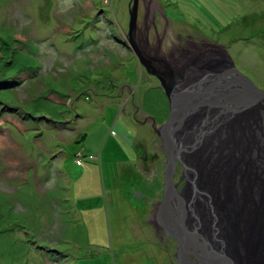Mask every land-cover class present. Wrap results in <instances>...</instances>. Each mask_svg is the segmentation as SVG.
<instances>
[{
  "label": "rangeland",
  "instance_id": "1",
  "mask_svg": "<svg viewBox=\"0 0 264 264\" xmlns=\"http://www.w3.org/2000/svg\"><path fill=\"white\" fill-rule=\"evenodd\" d=\"M137 4L140 46L146 36L148 45L160 46L169 60L185 57L186 64L178 63L180 72L193 62L189 59L195 56L189 54H209L208 60L211 52L219 58L223 45L236 70L264 92V0ZM130 7L132 0H0V40L28 42L39 68L38 79L25 82L26 76H20L19 89L0 88V264H175L176 243L165 247L147 208L162 193L165 157L162 141L151 123L143 121L150 117L157 125L165 122L168 102L158 80L118 43L126 40ZM151 22L157 26L155 35L147 31L142 36L144 24ZM4 48L0 42V61ZM93 89L98 93L87 99ZM133 92L143 113L137 116L140 123L132 120ZM258 105L259 110L252 108L254 114L245 109L223 126L232 124L235 133L228 142H249L254 155L250 166L260 165V154L264 160V102ZM217 141L213 138L208 150ZM222 144L218 141V148ZM229 151L231 162L235 156ZM220 152L215 151L216 162ZM153 154L162 164L156 172L148 170L151 166L142 171L140 158ZM177 166L175 183L183 174ZM133 192L145 199L146 211H140L142 202ZM249 196L241 201V211L234 203L224 208L227 220L237 211L236 220L243 217L248 225L234 221L238 230L231 231L229 254L239 264V242L252 248L249 221L264 228V204L254 205L256 222L245 210ZM63 201L73 209L66 218L61 215ZM261 243L249 253L254 264H264Z\"/></svg>",
  "mask_w": 264,
  "mask_h": 264
},
{
  "label": "water",
  "instance_id": "2",
  "mask_svg": "<svg viewBox=\"0 0 264 264\" xmlns=\"http://www.w3.org/2000/svg\"><path fill=\"white\" fill-rule=\"evenodd\" d=\"M137 3L138 0H132V7L128 10L126 40L118 43L129 48L145 73L158 80L169 109L166 121L160 125L149 117L155 135L162 141L161 148L165 157L162 197L152 212L153 226L176 242L173 254L175 264H234L225 256V244L228 241L232 244L234 237L229 226L226 228V216H219L221 210L226 209L227 202L213 199L212 206L204 202L207 193L201 191L196 173L191 170V162L188 160L205 141L202 138L204 134L194 128L185 129L186 120L196 107L212 108L218 114L209 117L204 124L207 131H212L213 123L217 124L214 121H219L223 115L239 111L244 105L256 101L263 103L264 92L236 70L223 45H219L222 53L219 58L211 52L208 60L209 54H189L188 56L195 57L193 60L190 57L189 60L193 62L182 72L177 70L180 67L178 63L186 64L188 61L185 57L181 58L179 55L169 60L161 52L160 46L153 49L148 45L146 36L140 46L136 36ZM201 71L212 76L210 79L202 77L194 82L192 79ZM192 133V138L188 139ZM199 158L200 154L197 152L193 159ZM177 164L181 165L183 173L180 190L179 184L173 182ZM212 173L213 170H210L207 178L210 184L214 177ZM207 214L210 215L209 219Z\"/></svg>",
  "mask_w": 264,
  "mask_h": 264
},
{
  "label": "bare ground",
  "instance_id": "3",
  "mask_svg": "<svg viewBox=\"0 0 264 264\" xmlns=\"http://www.w3.org/2000/svg\"><path fill=\"white\" fill-rule=\"evenodd\" d=\"M137 40L139 41L138 37H137ZM184 70H182V71H184ZM182 71H180V72H182ZM196 74H198V72H196ZM210 76H212V75L211 74L209 75L206 71H204V72L201 71V72H199L198 75L194 76V78L192 80L194 82H198L197 80H199L200 78L203 77L205 79H210ZM261 103H262L261 101H256L250 105H244L243 109H241L239 111L233 112L231 114L228 113V114L223 115L219 121H214L217 124L213 123L212 131H207L204 124L206 123V121L208 120L209 117L212 118V117L216 116L218 114V112L216 113L215 111L212 110V108L208 109V108L203 107V106L196 107L191 112L189 118H187L186 126H185V129L191 130V128H194V130H196L197 132L204 134L202 136V138H204L205 141H203L202 145L197 149L198 151H196V152L194 151V153H193L194 155H196V153L199 152L200 157H201L200 160L198 162L196 161L197 159L192 158V160H190L191 156L188 159L191 162V164H190L191 170H194V172L196 173V177H197L196 179H197V182L199 184V187L201 188V191H203L204 193H207L206 199L204 202H206V203L208 202L209 203L208 205L211 204V206H212L213 199H216L217 201H225L228 204L234 203L236 206H239V208L237 209V211H238L241 209L240 205H242L241 201L243 200V198L247 199V197L250 195L248 200L250 199L251 203L248 200L245 201L244 205H247L245 210H247L248 215L250 217L256 218L255 219L256 222H257V218H258V215L256 213L257 212L256 208L259 205H261L263 207V204H264V166L261 165V164H264L263 163L264 160H262L263 155H261L258 152L260 154V159L258 158L259 159L258 161L261 160L260 165H259V163H255V164H253V166H250V165H252L251 164L252 159H250L251 158L250 156H252L253 153L250 154V149L248 148L249 142H248V144L246 142L247 137H245V142H246L245 145L246 146L242 145L244 142H237L236 140H234L233 143H230V142H228V140L234 139V135H235V133L233 132L232 124H230L231 126L228 125L229 129H226L228 127L223 129V126L226 125V123H228L233 118V116L236 115L237 113L241 112L242 114H244V112H246V110H247L248 111L247 113L252 114L250 112V111H252L254 114L255 109L253 110L252 108H254V106H255V107H257L256 110H259L260 106L258 104H261ZM242 111H244V112H242ZM247 121H249V120H247ZM222 129H223V131H221ZM205 130L207 132H205ZM227 130H228V132L225 134V132ZM220 134L222 137H219ZM192 136H193V133L190 136H188L187 138L191 139ZM213 138H214V140L224 142V145L223 144L221 145L222 148L221 147L218 148L219 145H218V141H217V144L216 143L213 144L212 147L210 148L212 151L208 150ZM249 138L251 140V137H249ZM231 144L235 145V148H237L239 150V153L237 155L233 151L234 147ZM216 149L221 151L219 153L220 156L218 157L219 159H217L218 160L217 162L215 160ZM229 150H232V152H234V153H231V154L233 156H235V158L234 157L231 158L232 159L231 162L229 160H227L229 157H231V156H228V152H230ZM255 153H257V152H255ZM222 159H226L229 163L228 162L223 163ZM240 160H241V162H239ZM197 164H198V166H197ZM198 168L201 169V172L203 173L202 175L199 174ZM236 168L242 170L241 175L238 176L235 174L237 171ZM254 168L256 169V171H254L255 170ZM210 170H213L212 174L214 176L212 178V180L214 182L210 180L211 184L207 182V178L209 177ZM247 189H248V191H250V194L246 191ZM226 190L229 192L228 197L224 195V194H227ZM223 192H224V194H223ZM237 193H240L241 196L237 195ZM213 195H214V198H213ZM254 205L256 207L255 209H254ZM206 211H207V208H206ZM237 211L233 212L234 213L232 216L233 219L230 218L229 220H227L228 217L226 218V221H228V224L225 223L226 228L229 226L231 231L238 230L236 225H235V222L237 224L240 223L239 225H242V227H244V225L246 224L243 217L236 220V215H238ZM240 214H242V213H240ZM224 215H226L225 210H222V212L219 214V216L220 217L222 216V218H224ZM209 217H210V215L207 214L208 219H209ZM253 222H254V220H253ZM257 223L259 224V222H257ZM249 224H250L251 229H252L251 231H249V235H251L252 248H254L255 245L257 246V248H259L260 244H262L261 242H264V228H261V226H259V228H258V224L252 223L250 221H249ZM245 226L248 227V225H245ZM259 229H260V231H259ZM206 234L209 235L208 231L206 232ZM210 237L211 236L209 235L208 238L210 239ZM240 238H241V240L243 239L242 236H240ZM230 244L231 243L229 241L226 242V244H225L226 245V251H227V253H225V256H226L228 261L233 262V263L235 261L236 264H239L237 262L236 257L233 255L230 256V254H229L231 252L229 246L232 245V244L231 245ZM239 244H240L239 250H240L241 256H240V259L239 258L238 259L240 261V264H254L253 261H255V260L251 258V255H249L250 251L252 250L251 245H250V247H246V245H242L240 242H239ZM244 244H246V241ZM230 257L231 258L234 257V258L230 259ZM258 258L261 259V255L259 256V254H258ZM260 259L258 260L259 263H260Z\"/></svg>",
  "mask_w": 264,
  "mask_h": 264
},
{
  "label": "trees",
  "instance_id": "4",
  "mask_svg": "<svg viewBox=\"0 0 264 264\" xmlns=\"http://www.w3.org/2000/svg\"><path fill=\"white\" fill-rule=\"evenodd\" d=\"M0 42H2V44L5 46V48L3 49L5 56L2 57L0 61V88L2 89L12 88L15 90L19 89V86H21L23 82V80H21L20 78L21 75L26 76V78H24L26 80L25 82L33 78H37V79L39 78L38 74L35 73L36 70L39 69L38 66L36 65L37 62H35L36 58L34 57L33 55L34 53L31 50L30 44L28 42L25 43L17 39L13 41V44H10L8 42L6 44V42H3V40H0ZM23 57L24 58L26 57V58L23 59ZM29 59H32L34 63L27 62ZM46 93H49V90ZM50 93H56V91L51 90ZM97 93L98 91L96 90L94 91L93 89V91H90L89 93H87L86 98L88 99V96L94 97ZM40 94H44V91H41L39 93L37 98L34 99L35 101L40 100V97H42ZM27 114L30 115L29 112H27ZM41 115H32V116L34 118L39 119L38 116H41ZM52 123H57L59 125H62V123L60 122L58 123V122L52 121ZM63 129H65V127H63ZM62 177L64 178V175H62ZM71 206L69 205V203L65 204L64 201L62 202L61 208L63 207L62 210H64L65 212L61 213V215L64 218H66L65 216L67 215L69 216L72 215L71 213H73L72 211L73 209L71 208ZM62 221H66V220H62ZM57 253H62V252L58 251Z\"/></svg>",
  "mask_w": 264,
  "mask_h": 264
},
{
  "label": "flooded vegetation",
  "instance_id": "5",
  "mask_svg": "<svg viewBox=\"0 0 264 264\" xmlns=\"http://www.w3.org/2000/svg\"><path fill=\"white\" fill-rule=\"evenodd\" d=\"M145 19V18H144ZM149 21V20H148ZM147 21V22H148ZM153 22V21H152ZM150 23V25H151V27H150V25H147V24H144V27L142 28V30H143V35L142 36H144V34H146L147 33V31H151L152 33H153V35H155V33H156V31H157V26H156V24H153V23ZM143 26V25H142ZM152 29V30H151ZM137 30H139V29H137ZM141 31V30H140ZM140 31H137L136 33H140ZM164 36V35H163ZM155 37V36H154ZM159 38V37H158ZM157 37H156V39H158ZM158 41H161V39H158ZM151 47V46H150ZM134 92L131 94V96L129 97V99L130 100H132L131 102H130V104H129V106L130 107H133V106H135V99L136 98H134ZM126 100V99H125ZM127 101V100H126ZM136 107V106H135ZM134 109V110H133ZM132 109V111H134V115L132 116V120L135 122V123H140V121H138V119H137V116L139 115V114H143L142 112H141V110H139V108L138 107H136V108H133ZM144 123L145 124H148V122H150L151 123V125H152V121L150 120V118L149 117H147V118H145L144 120ZM158 139V138H157ZM159 140V139H158ZM157 157H158V155L157 154H153V155H151L150 156V158H145V155H144V157H142V158H140L141 159V164L143 165V167H142V171H144V172H146L147 170V168H149L150 166H151V168H149L148 170H150L151 172H156V170H157V168H158V166H160L162 163H160L159 161H158V159H157ZM155 166V167H154ZM154 167V168H153ZM157 167V168H156ZM154 169V170H153ZM178 171H179V169H178V166H177V169H176V171H175V175H177L178 174ZM178 179L179 180H177V183L176 184H179V186H180V183L178 182V181H180V176H178ZM174 180H175V176H174ZM174 180H173V182H174ZM175 183V182H174ZM179 186H178V189H179ZM160 196H158L157 198H153L148 204H147V208H148V210H149V214H152V211H153V209L155 208V205H156V203L161 199V197H162V195L161 194H159ZM133 196H135V193L133 192ZM138 196H135V199H136V201L138 202V201H140L141 199H138L137 198ZM144 199V198H143ZM145 200V199H144ZM144 200H141L140 202H142L141 203V209H140V211H142V212H144V211H146L147 210V208L144 206L145 205V202H144ZM160 231V230H159ZM161 232V235H162V237H163V239L165 240V242H166V244H165V247H167L168 248V246H169V244H173V245H175V241L172 239V238H169V237H167L165 234H163V232L162 231H160Z\"/></svg>",
  "mask_w": 264,
  "mask_h": 264
},
{
  "label": "built area",
  "instance_id": "6",
  "mask_svg": "<svg viewBox=\"0 0 264 264\" xmlns=\"http://www.w3.org/2000/svg\"><path fill=\"white\" fill-rule=\"evenodd\" d=\"M80 155H78V157L76 158V164L79 165L80 164Z\"/></svg>",
  "mask_w": 264,
  "mask_h": 264
}]
</instances>
